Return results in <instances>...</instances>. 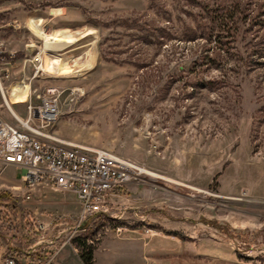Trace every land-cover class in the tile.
I'll list each match as a JSON object with an SVG mask.
<instances>
[{"label":"rangeland","instance_id":"obj_1","mask_svg":"<svg viewBox=\"0 0 264 264\" xmlns=\"http://www.w3.org/2000/svg\"><path fill=\"white\" fill-rule=\"evenodd\" d=\"M0 36L9 120L3 92L27 120L53 89L44 131L148 170L87 218L70 191L0 180L17 263L84 264L92 246L93 264H264V201L242 191L264 170V0H0Z\"/></svg>","mask_w":264,"mask_h":264},{"label":"built area","instance_id":"obj_2","mask_svg":"<svg viewBox=\"0 0 264 264\" xmlns=\"http://www.w3.org/2000/svg\"><path fill=\"white\" fill-rule=\"evenodd\" d=\"M10 64V59L0 57L6 74ZM54 94L55 90L47 89L38 108L28 104L27 123L14 114L20 125L0 108V164H13L21 171L20 185L14 187L22 189L24 198L31 199L40 188L70 191L80 203L81 218H87L103 211L108 194L136 178L137 168L109 150L71 144L44 131L60 114ZM12 248V242L0 246L3 254L9 253L2 264H19L10 253Z\"/></svg>","mask_w":264,"mask_h":264},{"label":"crops","instance_id":"obj_3","mask_svg":"<svg viewBox=\"0 0 264 264\" xmlns=\"http://www.w3.org/2000/svg\"><path fill=\"white\" fill-rule=\"evenodd\" d=\"M13 37V36H12ZM8 36H0V48L2 46H7L8 44ZM0 180L2 179H8L11 182H16L18 179L16 178V173L11 175L12 172L17 170L18 168L13 164L3 165L0 164ZM10 174V175H9ZM256 178H254L252 184L251 182H247V184L244 182L245 173L243 174V184H242V191L244 193H252L255 197L258 199L264 201V170H260L259 174L254 175ZM241 174H239L240 179ZM2 256H3V249H0V264H2Z\"/></svg>","mask_w":264,"mask_h":264},{"label":"trees","instance_id":"obj_4","mask_svg":"<svg viewBox=\"0 0 264 264\" xmlns=\"http://www.w3.org/2000/svg\"><path fill=\"white\" fill-rule=\"evenodd\" d=\"M216 37H218V36H216ZM217 41H220V40H217ZM211 60H212V58L209 55H205L202 57H196L194 59V63H195V65H199L200 67H202L204 65L208 66L211 63ZM201 84H204V82L201 81ZM15 198L16 197H13V195L10 192L0 190V200L1 201L7 202L11 199L15 202ZM81 259H82L84 264H93V247L92 246H89L86 250L82 251Z\"/></svg>","mask_w":264,"mask_h":264},{"label":"bare ground","instance_id":"obj_5","mask_svg":"<svg viewBox=\"0 0 264 264\" xmlns=\"http://www.w3.org/2000/svg\"><path fill=\"white\" fill-rule=\"evenodd\" d=\"M55 12H59L60 10L59 9H55L54 10ZM31 27L36 31V32H39V33H42V29L38 26V25H36L35 23H33V22H31ZM46 36V40L47 41H51V37H49V35L47 34V35H45ZM65 61V60H64ZM64 66H66V65H64ZM64 66H62V65H60V63H56L54 66H53V69H54V71L56 72V73H58V74H66V73H69L71 70H72V65H67L68 67L67 68H65ZM3 97H4V99H5V101H6V104L9 106V110L13 113V114H15L16 116H18L19 118H20V116L16 113V111L14 110V108L12 107V105H11V103L9 102V100H8V98H7V96H6V94L3 92ZM24 123H27V120L26 119H24V118H20ZM134 167H136L140 172H148V170L146 169V168H144V167H142V166H137V165H133ZM150 173V172H149Z\"/></svg>","mask_w":264,"mask_h":264}]
</instances>
